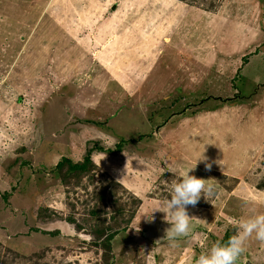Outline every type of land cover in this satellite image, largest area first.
<instances>
[{
    "label": "rangeland",
    "instance_id": "374dc122",
    "mask_svg": "<svg viewBox=\"0 0 264 264\" xmlns=\"http://www.w3.org/2000/svg\"><path fill=\"white\" fill-rule=\"evenodd\" d=\"M0 97V264H195L264 213V0H0Z\"/></svg>",
    "mask_w": 264,
    "mask_h": 264
},
{
    "label": "clouds",
    "instance_id": "9594fccd",
    "mask_svg": "<svg viewBox=\"0 0 264 264\" xmlns=\"http://www.w3.org/2000/svg\"><path fill=\"white\" fill-rule=\"evenodd\" d=\"M195 167L180 172L179 179L171 183L169 198L154 210L165 214L164 219L170 225L165 230V236L172 246H176L179 238L188 237L191 233L192 217L188 214V206L195 207L202 196L208 201L216 194L215 185L209 182L210 179L190 175ZM211 168V163H205L207 171H211ZM251 238L264 244V213L239 219L236 233L227 242L213 243L207 252L195 259V264H237L239 257L246 251V242Z\"/></svg>",
    "mask_w": 264,
    "mask_h": 264
},
{
    "label": "trees",
    "instance_id": "16d2710c",
    "mask_svg": "<svg viewBox=\"0 0 264 264\" xmlns=\"http://www.w3.org/2000/svg\"><path fill=\"white\" fill-rule=\"evenodd\" d=\"M62 161H66L67 162V164L69 165V170L70 171H81V170H84L86 168V166H87L86 164H88L89 161H91V160H90V157L87 155L86 158H85V160H84V163L83 164H73L71 160L66 159V158L62 159L61 162ZM110 235L108 236L109 237L108 244H109L111 238L113 237V234H110ZM229 237H231V236H228V235L225 236V238L222 241V243L227 242V240L229 239Z\"/></svg>",
    "mask_w": 264,
    "mask_h": 264
},
{
    "label": "crops",
    "instance_id": "0c3cea01",
    "mask_svg": "<svg viewBox=\"0 0 264 264\" xmlns=\"http://www.w3.org/2000/svg\"><path fill=\"white\" fill-rule=\"evenodd\" d=\"M95 48V47H94ZM95 50V49H94ZM93 49H92V52H95L96 53V51H94ZM0 103H1V108H0V119L1 118H3L4 116H5V114H7V112H8V106H9V104L7 103V99L6 98H4V97H0ZM7 107V108H6ZM17 106H15V108H16Z\"/></svg>",
    "mask_w": 264,
    "mask_h": 264
}]
</instances>
